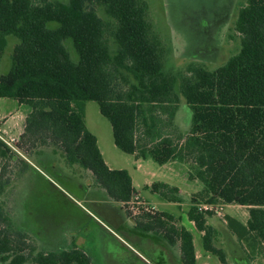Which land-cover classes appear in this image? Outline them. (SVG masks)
I'll use <instances>...</instances> for the list:
<instances>
[{
    "label": "trees",
    "instance_id": "1",
    "mask_svg": "<svg viewBox=\"0 0 264 264\" xmlns=\"http://www.w3.org/2000/svg\"><path fill=\"white\" fill-rule=\"evenodd\" d=\"M234 29L239 50L223 64L209 69L189 63L173 70L165 67L166 50L146 0H0V59L6 37L18 39L9 71L0 74V98L29 108L19 137L33 149L27 156L51 148L61 162L89 170L95 185L123 208L137 194L126 169L105 164L85 125V102L96 101L118 149L158 164L189 163V179L202 188L190 196L187 218L202 232L203 249L222 264L226 252L214 244L219 232L207 224L214 212L198 205L247 207L246 224L228 219L225 231L250 259L264 253V0H246ZM181 100L190 111L186 133L175 121ZM1 148L3 156L10 152V159L26 165L0 140ZM6 183L0 170V191ZM148 188L180 201L176 187L153 182ZM8 221L0 202V224ZM132 229L155 242L178 243L179 264H196L191 233L173 226L166 213L133 218ZM14 234L0 229V264L89 262L75 249L31 255L24 236Z\"/></svg>",
    "mask_w": 264,
    "mask_h": 264
},
{
    "label": "rangeland",
    "instance_id": "2",
    "mask_svg": "<svg viewBox=\"0 0 264 264\" xmlns=\"http://www.w3.org/2000/svg\"><path fill=\"white\" fill-rule=\"evenodd\" d=\"M146 1L148 3V17L166 50V68L179 70L184 69L189 63H201L207 68L213 69L223 64L239 50V36L234 29V22L238 8L246 0ZM96 8L98 14L107 19L102 8ZM56 25L55 22L49 23V27ZM6 40V47L0 59V74L2 75L9 71L13 48L18 43V39L13 35H8ZM64 43L71 58L77 60L78 55L71 41L66 40ZM24 110L25 108L18 106L15 100L0 98V114L2 116H8L9 113L14 116L22 115ZM187 112L188 107L181 100L175 121L182 133H186L189 128L190 118L187 117L190 116V111L189 116L186 115ZM84 119L88 130L99 137V144L110 167L126 169L133 177V188L139 196L136 195L123 208L121 206L131 222H133V218L141 219L149 213L145 211V205L151 207V204H153L156 209H170L177 213L178 208L176 206L165 205L163 199L145 189L146 184L161 181L174 185L180 189L186 203H189L191 193L200 189L201 184L199 182L188 180L187 174L190 171V165L187 163L170 162L159 165L151 158L137 160L132 154L118 149L113 142L111 125L100 113L96 101L87 100L85 102ZM4 144L12 152H15L20 159H24L20 153L27 157L26 153L33 150L29 144L21 143L18 139L12 141L11 146ZM2 150L1 148L0 170L3 174V180L7 183L0 191V202L2 211L9 220V225L1 223L0 229L9 230L12 234L15 232L22 234L26 249L31 248V250H28L32 252L31 255H35L36 252L40 251L47 253L75 249L89 258L87 264H140L125 249L116 246L115 238L110 233L103 229V231L97 229L92 217L87 212L94 213L92 203L95 204L96 202L91 199H83L81 197L83 190L77 187L72 189L57 179L51 172H45L61 185L72 198L77 199L83 205V209H81V206L69 199L61 200L58 198L57 192L46 188L47 183L36 175L25 174L17 180L21 165L8 157L10 152H6L3 156ZM89 197L96 198L98 203H101L98 195L92 194L88 195L87 198ZM185 208L186 205L183 204L182 209ZM102 209L115 219L120 216L115 203H112V205L104 203ZM156 209L154 210L158 211ZM221 209L220 214L210 218L211 223H220L222 220L230 219L246 224L248 220L246 207L238 204H225L221 206ZM178 214L184 218L181 211H178ZM101 218L106 219V216ZM172 222L173 226H180L178 220H172ZM107 230L114 236L122 238V242L124 239L122 244L128 246L132 252L134 251L126 243L130 242L124 238L116 226L107 227ZM190 231L196 251V264H220L215 256L204 251L199 231L193 227L190 228ZM97 235H102L104 238L99 241ZM13 237L15 240L18 239L15 234ZM68 237L74 238V240H66ZM116 242L118 241L116 240ZM214 244L220 248H226L225 240L221 236L214 241ZM145 249L152 252L148 247H145ZM134 252L146 264H153L141 253ZM233 253V257L231 255L229 262L237 264V261H240L243 257L236 247ZM25 264L31 263L27 262ZM251 264H264V258L257 259L256 262Z\"/></svg>",
    "mask_w": 264,
    "mask_h": 264
},
{
    "label": "crops",
    "instance_id": "3",
    "mask_svg": "<svg viewBox=\"0 0 264 264\" xmlns=\"http://www.w3.org/2000/svg\"><path fill=\"white\" fill-rule=\"evenodd\" d=\"M17 104H18V106H21V107L23 106L25 108V110H24L22 115L14 116V115H11V113H9L8 116H2L3 117V121L0 124V133H1V135L3 137H5L7 139L13 138L14 140L15 139L19 140V137H20L21 133L23 132L24 120H25L26 114L29 111V108L26 105H24V104H19L18 102H17ZM185 111H187V110H185ZM186 115L189 116V111L186 113ZM176 116H178V111H177ZM187 118L189 119L190 116L187 117ZM91 133H93V132H91ZM93 134L96 137V143H97V146L99 148V151H100V153L102 155V158H103L105 164L110 169H114V168L110 167V165L107 163V161H106V159L104 157L103 150L101 149V146L99 144V137L97 136V134H95V133H93ZM41 151L42 152H40L39 154H36L35 156L33 155L34 157H32V156L25 157L24 155H22L20 153V155L22 157H24L25 160L24 159L23 160L26 162V165H24V166L22 165L21 166L20 173H19V175L16 178L17 180L21 176H24L25 174H27V175H36L42 181L47 183L46 188L52 189V190L57 192V194L59 196L58 198H60L61 200L69 199L70 201H72V202L76 203L77 205L81 206V209H83V205L77 199L72 198L69 195V193L61 185L56 183V181L53 178L49 177L45 173L46 171H49V172H52V173L55 172V171L58 172V177L57 178L61 182H63L64 184H66L68 187H70L72 189L77 187L78 189L83 190L82 191L83 195L81 196L83 199L95 200L96 203L95 204L92 203L93 211H94L95 214L93 212L87 211L86 209H84V210L87 211L90 214V217H92V219H93V221L95 223L94 225L97 226V229H99V230L103 229V230L107 231L108 233H110V235H112L118 241V243H120L121 247H123V248H125V249H127L128 251L131 252V256L136 262H138L140 264H146L134 252V251H137V252L141 253L142 255H144L146 257L147 251L142 246V244L140 243V242H142V243H145L147 245H150L151 243L153 245L156 244V245H154V249H156V251L159 253V256H161L163 258V260H164V261H161L160 263H157V264H169L170 262H167L168 259L166 260V257L168 255L172 257L171 260L173 261V264H179L178 243H175V245L170 246V245L166 244L164 241L160 240V241L155 242V241L147 238V236H145V235H138V234L132 233V232H134V230L132 229L133 222H131L128 219V217L125 215V213H124V211L121 208V205L119 203H116V202L112 201L111 199H109V197H107V195L105 194L104 190L99 188V187H97L95 185L94 178H93V176H92V174H91V172L89 170L83 169V168H81V167H79L77 165L69 166L66 163L61 162L59 160V154L54 153L51 148H42ZM135 159H137V158H135ZM137 160H139V159H137ZM170 162H178V161H169V162H166V163H170ZM166 163H164V164H166ZM181 163H186V162H181ZM187 164H189V163H187ZM159 165H163V164H159ZM188 173H189V171H188ZM128 174H129V176L131 178V183H132V186H133V177H132V175L129 172H128ZM187 178H188L189 181H197V182H199L201 184V182L198 181L197 179H189L188 174H187ZM155 182H161V181H155ZM152 183L146 184L145 185V189L149 190L148 187ZM163 183H165V182H163ZM166 184H168L169 186L176 187V186L171 185L169 183H166ZM176 188L178 189V196L180 197V201L172 202V201H167L165 199H163V200L165 202V205H168V206L169 205H174V206H176L178 208V210L176 211L177 213H175V211L173 212V210H170V209H163V210L156 209L153 206V204H151V202H149L147 200L146 201L149 202L152 205V207H154L156 210H158L160 212H164L167 215H169V217L172 218V220H176V221L178 220L180 225L184 226L191 233L190 228L193 227V228L196 229V227L194 226V223L187 218V211H188V209H189V207L191 205L190 197H189V203H186L185 202V198H184L183 194L181 193L180 189L178 187H176ZM201 188H202V184H201L200 189ZM199 190H197V191H195L193 193H196ZM135 193L137 194V196H139L136 191H135ZM193 193H191V195ZM92 194L98 195L100 197L101 203H98L96 198H93V197L87 198L88 195H92ZM155 195H157V194H155ZM159 198H161V197H159ZM104 203H107L108 205H112V203H115L117 205L118 209H119L120 216L117 219H115V218L111 217L110 215L106 214L105 210L102 209V204H104ZM183 204L186 205V208L184 210L182 209ZM244 207H246V206H244ZM178 211H181L183 213L184 218L181 215L178 214ZM215 215H218V214H216L214 212L212 216L207 218V224L212 226V227H214L215 229H217V231L219 232V234L217 235V238L221 236L225 240L226 248L224 250L226 252L227 264H231L229 262V259H230L231 255L233 257V254H234L233 251H234L235 247H236L237 251L243 257V258L240 259V261H237V264H242V263L251 264V263L256 262L257 259L264 258V253H261V254H258V255L251 256V258L248 259L245 256L244 251L241 249L239 243L235 240V238L232 237V236H229V234L225 231V224H226V221L228 219L222 220L220 223L219 222H212L211 223L209 221L210 218H212ZM103 216H106L107 220L106 219H102L101 217H103ZM110 226H116L117 230L121 231V233L123 234L124 238H126L131 243L130 244V243L125 241L130 247H132V249H134L133 252H132L131 249L128 248V246L126 247L125 245L122 244L124 242V239H123V242H122L121 241L122 238L120 239L118 236H114L113 234H111V232H109V230H107V227L110 228ZM199 233H200V237H201V240H202V232L199 231ZM97 234H99V233H97ZM191 235H192V233H191ZM99 237L100 236L97 235L98 239H99ZM69 239L74 240V238H70V237L66 238V240H69ZM157 244H159V245H157ZM202 246H203V244H202ZM193 247H194V244H193ZM194 251H195V248H194ZM206 253H208V252H206ZM195 258H196V262H197L196 253H195ZM234 259H236V258L234 257ZM219 263L222 264L220 261H219Z\"/></svg>",
    "mask_w": 264,
    "mask_h": 264
},
{
    "label": "built area",
    "instance_id": "4",
    "mask_svg": "<svg viewBox=\"0 0 264 264\" xmlns=\"http://www.w3.org/2000/svg\"><path fill=\"white\" fill-rule=\"evenodd\" d=\"M3 121V117L2 115L0 114V124L2 123ZM0 140L8 145L11 146V142L14 141L13 138H10V139H7L5 137H3L0 133ZM221 204H200L198 205V208L201 209V210H207V211H213L215 212L216 214H220L221 213ZM144 209L145 211L151 213L153 212V210L155 209L154 207H149L148 205H145L144 206Z\"/></svg>",
    "mask_w": 264,
    "mask_h": 264
},
{
    "label": "flooded vegetation",
    "instance_id": "5",
    "mask_svg": "<svg viewBox=\"0 0 264 264\" xmlns=\"http://www.w3.org/2000/svg\"><path fill=\"white\" fill-rule=\"evenodd\" d=\"M103 238H104V236L101 235V236L99 237V241H100V239L102 240ZM112 239H114V238H112ZM139 239H140V238H139ZM114 241H115L117 247H121L120 243L116 242L115 239H114ZM114 241H113V243H114ZM140 243L142 244V246H143L144 248H145V247H148V248H150V250H152V252L146 250L147 253H148L149 260L151 261V263H153V264H157V263H160L161 261H164L163 258H162L161 256H159V253L156 251V249H154V247L152 246V245H153L152 243H151L150 245H147V244L142 243V242H140ZM119 245H120V246H119ZM154 245H156V244H154ZM157 245H159V244H157ZM122 248H123V247H122ZM123 249H125V248H123ZM125 250L129 253V255L131 254V252L128 251L127 249H125ZM167 259H168V260H167ZM171 259H172V257L169 256V255L166 257L167 262H170L169 264H173V261H172Z\"/></svg>",
    "mask_w": 264,
    "mask_h": 264
},
{
    "label": "water",
    "instance_id": "6",
    "mask_svg": "<svg viewBox=\"0 0 264 264\" xmlns=\"http://www.w3.org/2000/svg\"><path fill=\"white\" fill-rule=\"evenodd\" d=\"M154 247V245H152Z\"/></svg>",
    "mask_w": 264,
    "mask_h": 264
}]
</instances>
